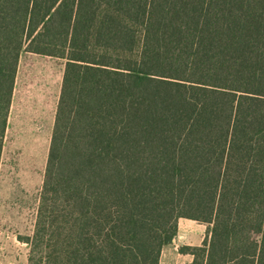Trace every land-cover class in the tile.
<instances>
[{
  "label": "trees",
  "instance_id": "16d2710c",
  "mask_svg": "<svg viewBox=\"0 0 264 264\" xmlns=\"http://www.w3.org/2000/svg\"><path fill=\"white\" fill-rule=\"evenodd\" d=\"M64 72L27 264H264V0H0V166L21 56Z\"/></svg>",
  "mask_w": 264,
  "mask_h": 264
},
{
  "label": "rangeland",
  "instance_id": "374dc122",
  "mask_svg": "<svg viewBox=\"0 0 264 264\" xmlns=\"http://www.w3.org/2000/svg\"><path fill=\"white\" fill-rule=\"evenodd\" d=\"M34 60L31 55L22 60L17 92L23 90L25 95L16 105L10 125L11 140L4 144L0 166V264H27L29 247L20 237L30 236L34 231L49 148L45 136L53 128V123L47 121L54 111L48 98L54 97L56 82L62 78L59 68L63 62L52 64L50 61L54 60H49L50 64L41 67L34 65ZM32 107L41 113L30 116ZM18 136L20 143H14ZM208 235V225L181 219L177 238L163 249L160 264L190 262L192 257L180 250L200 246Z\"/></svg>",
  "mask_w": 264,
  "mask_h": 264
},
{
  "label": "crops",
  "instance_id": "0c3cea01",
  "mask_svg": "<svg viewBox=\"0 0 264 264\" xmlns=\"http://www.w3.org/2000/svg\"><path fill=\"white\" fill-rule=\"evenodd\" d=\"M26 55L35 56L34 65H40L41 67L42 66H44V67L47 66L46 64H48V63L50 64V62L52 64H57L56 63L57 61L63 62L60 59L51 58V57H45V56H40V55H36V54H31V53H25V54H23L21 56L20 64H19V69H18V73H17V78H16L15 90H14V94H13V98H12L11 110H10V114H9V119H8L7 131H6V135H5L4 144L7 143L8 139L11 140L10 137H9L10 136L9 134L11 132L10 131V125H11V122H12V119H13V116H14L15 108H16V105L21 100H23L22 96L25 95V94H23V90H21L20 92H17V91H18V78H19V73H20V69H21V64H22L23 58ZM37 57H42V58H37ZM49 60H54V62H52V61L49 62ZM41 61H43L44 64H41L40 63ZM59 69H60V73L62 72V78H63L64 62H63V65ZM32 73H34V72L32 71ZM31 76L32 77L35 76V73H34V75H31ZM62 78L59 77L58 78V82H56V89H55L54 97L53 98H51V97L48 98V101L50 103H52L53 106H54V111H53L52 116L51 117L50 116L48 117V120L47 121H49L51 124L53 123V127H54V121H55V116H56V111H57V105H58V99H59V94H60V89H61ZM31 95H33V94L31 93ZM33 96H35V95H33ZM40 113H41V111L39 109H36V108L32 107L31 110H30V114L29 115L30 116H33V115L34 116H37ZM50 123H49V125H50ZM52 132H53V128H52ZM52 132L49 131L48 134L45 136V139H47L46 141H47V143H49V145H50V141H51ZM19 140H20V137L18 136V140L15 138L14 143H20ZM4 148H5V146H4ZM4 148H3V154H4ZM48 150H49V148H48ZM47 156H48V153H47ZM2 159H3V157H2Z\"/></svg>",
  "mask_w": 264,
  "mask_h": 264
}]
</instances>
